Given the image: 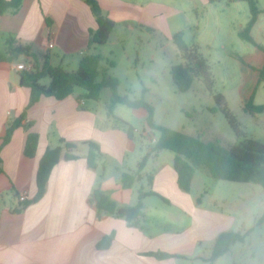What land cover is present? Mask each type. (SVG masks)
Here are the masks:
<instances>
[{
  "label": "crops",
  "instance_id": "obj_1",
  "mask_svg": "<svg viewBox=\"0 0 264 264\" xmlns=\"http://www.w3.org/2000/svg\"><path fill=\"white\" fill-rule=\"evenodd\" d=\"M96 1L100 12L115 23L108 43L102 45L106 55L115 56L120 46L127 51L128 43L136 48L154 39L168 42L173 35L183 32L189 45L196 46L203 56L214 55L218 63L222 57H233L240 71L243 65L264 66V0H257L262 12L251 28L254 44L239 36L251 16L243 0ZM97 28V18L83 0H24L16 13L0 15V53L6 51V36L12 35L21 43L35 44L40 51L49 52L52 65L57 61L63 64L69 57L104 52L100 46L94 50L89 47V32ZM50 42L52 48L48 46ZM28 59L21 56L18 63ZM15 64L0 62V145L8 119L21 116L30 97V90L20 83ZM249 84V80L237 84L243 110L251 100L261 104L256 102L258 89L249 88ZM221 94L229 106V97ZM84 95L76 90L62 100L40 98L22 121H31L30 128H17L1 148L0 264H215L218 259L210 261L212 246L227 231L228 216L203 206L193 195L192 186L191 192L179 187L174 154L162 155L166 149L152 154L142 171L141 180L146 182L150 174L144 170L150 160L157 162L151 173V186L147 182L141 184L136 195V182L132 188L123 189L121 173L133 171L141 160L135 159L131 164L134 166L126 169L128 153L137 150L142 158L149 152L140 138L143 140L150 130L145 121L141 130L135 128L141 137L129 140L124 130L113 127L106 105L103 110L94 109ZM249 114L264 139V112ZM238 121L248 136L256 135V130H247V122ZM29 132L40 136L33 158L24 155ZM59 139L78 143L74 151L77 157L56 164L43 197L23 208L19 196L25 193L27 200L35 198L40 160L46 148L58 145ZM90 141L98 143L103 154L97 168H90L87 163L89 148L84 143ZM111 167L113 173L109 172ZM194 178L195 173L192 185ZM97 186L110 190L120 206H134L141 188L161 197L143 195V217L138 224L130 225L122 217L102 214L91 202ZM105 236L112 237L110 245L99 249L98 243ZM159 252L170 257L154 255Z\"/></svg>",
  "mask_w": 264,
  "mask_h": 264
},
{
  "label": "trees",
  "instance_id": "obj_2",
  "mask_svg": "<svg viewBox=\"0 0 264 264\" xmlns=\"http://www.w3.org/2000/svg\"><path fill=\"white\" fill-rule=\"evenodd\" d=\"M83 1L91 8V12L97 18L98 28L89 32V47L94 50L96 47L108 43L110 34L115 29V23L100 12L101 9L96 0ZM243 1L247 2L251 16L246 27L239 32V36L242 41L254 44L251 28L256 23L262 9L258 6L257 0ZM23 3L24 0H0V15L16 13ZM50 21V19H47V22ZM183 36L184 33L179 32L171 38L181 58V62L171 68L173 82L180 92H186L194 79L202 81L205 88L213 94L216 103L211 110L222 113L231 126L236 137L234 144L222 147L157 124L154 120L153 107L144 99V93L147 90L145 88L142 90L143 95L140 98L135 97L132 99L127 94L120 95L118 92L120 86L119 78L110 75L105 69H101V62L104 60L112 68L114 63L103 57L101 53L89 52L86 55H82L78 68L68 71L61 64L52 65L49 52H42L35 44H24L17 40L16 37L7 35V48L6 51L0 53V62L18 63L19 58L25 56L32 60L34 68L32 71L20 72V83L23 87L30 90V97L21 116L14 120L8 119L0 151L2 146L11 140L17 128L24 127L26 130L30 128L32 125L31 121L24 124H22V121L26 118V111L36 102H39L40 98L55 97L62 100L72 95L79 87L85 91L84 99L98 101L101 100L103 89H108L110 98L105 105L108 116L113 121L112 125L114 128L124 130L129 140L136 138L135 127L115 114L117 105L124 104L130 109H143L146 112L145 121L149 130L158 132L155 143L149 147V152L143 155L136 169L131 172L121 173L120 181L123 189H130L135 182L140 181L148 159L152 154L163 149L169 150L174 154L173 166L177 175V182L179 187L185 192H191L192 180L198 166L207 168L209 175L213 179L236 183L254 182L264 189V143L245 133L241 123L227 106L225 97L221 93L214 91L215 78L208 59L199 52L196 46L189 45ZM46 78L49 79L48 84L42 83ZM245 110L251 114L263 113L264 105H256L251 100L246 104ZM39 141V134L29 132L24 145V155L29 158L35 157ZM77 144L59 139L58 145L46 148L37 169V194L35 198L26 199L23 202V208L39 201L43 197L52 168L56 164L62 159L72 160L77 157L74 154ZM84 144L89 148L86 157L89 167L97 168L98 160L103 157L99 144L92 141ZM0 172H2L1 165ZM146 181L148 186L152 185L153 177L151 174L146 177ZM143 190V188L140 189L137 203L134 206H120L112 198L110 190H104L101 186H97L92 191L91 202L96 205L102 214L122 217L130 225H135L138 224L144 214L142 196L158 195L152 191L145 192ZM111 240V236L103 237L98 243V248H107ZM243 241H245V235L232 230L221 233L213 243L210 261L214 262L225 255L232 244ZM154 255L160 258L170 257V255L162 252L154 253Z\"/></svg>",
  "mask_w": 264,
  "mask_h": 264
},
{
  "label": "rangeland",
  "instance_id": "obj_3",
  "mask_svg": "<svg viewBox=\"0 0 264 264\" xmlns=\"http://www.w3.org/2000/svg\"><path fill=\"white\" fill-rule=\"evenodd\" d=\"M99 48L104 51L101 52L102 56L109 58L116 65L112 68L104 60L101 62V69H105L110 75L118 76L120 95L127 94L132 99L140 98L143 95L142 90L144 88L147 90L144 93V99L153 107L154 120L157 124L222 147H227L236 140L223 114L211 110L216 103L213 94L205 88L201 80L194 79L186 92H180L174 84L171 68L178 65L181 58L172 40L166 42V40L154 39L150 44L145 43L136 48L128 43L127 51H123L121 46L117 47L115 56L104 54L106 47ZM204 57L208 59L215 77L214 91L229 97L228 107L238 120L247 122L250 128L247 129L248 131L256 130L257 133L253 135V138L262 137L255 119L240 108L242 105L237 93V84H243L249 80L248 87L258 89L256 102L264 104V66L254 67V69L247 68L241 63L243 69L240 71L233 57H222L220 63L214 61L217 58L214 55L210 57L206 53ZM79 59L80 56L76 55L69 57L63 64L59 61L54 64H61L66 70L73 71L78 68ZM42 83L47 84L48 78ZM76 90L85 93L82 88L78 87ZM101 96L99 101L87 99L88 105L94 109L103 110V106L109 101L110 91L103 89ZM115 114L126 119L139 130L145 125L144 110H134L124 104H118ZM139 137L141 136L136 135L135 139L138 140ZM157 137L158 132L147 131L144 139L142 140L141 137L140 140L149 148L155 143L153 138ZM260 139L264 143V139ZM164 151L162 155L165 153L172 155L169 150ZM162 158L164 159L165 156ZM135 159H141L137 150L128 153L126 169L134 166L131 164L136 162ZM156 165L155 160H150L149 166L144 171L151 174ZM112 168H109L110 173H113ZM141 181H137L134 185L135 195L140 185L147 182ZM192 193L203 206L212 207L228 216L227 231L232 230L245 235V241L232 244L229 251L215 264H264V189L258 183H236L213 179L207 168L198 166Z\"/></svg>",
  "mask_w": 264,
  "mask_h": 264
},
{
  "label": "built area",
  "instance_id": "obj_4",
  "mask_svg": "<svg viewBox=\"0 0 264 264\" xmlns=\"http://www.w3.org/2000/svg\"><path fill=\"white\" fill-rule=\"evenodd\" d=\"M48 46H49V48H52V47H53V43L50 42V43L48 44ZM14 67H15V70H17V71H19V72H21V71H32L33 68H34V64H33V62H32L31 59H28V60H26V61H24V62H21V63H17V64H15ZM19 200H20L21 202H24V201L26 200V194H25V193H22V194L19 196Z\"/></svg>",
  "mask_w": 264,
  "mask_h": 264
}]
</instances>
